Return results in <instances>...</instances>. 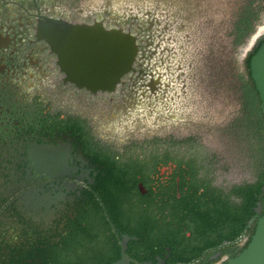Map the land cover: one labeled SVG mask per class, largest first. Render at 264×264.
Listing matches in <instances>:
<instances>
[{
    "label": "flooded vegetation",
    "instance_id": "obj_1",
    "mask_svg": "<svg viewBox=\"0 0 264 264\" xmlns=\"http://www.w3.org/2000/svg\"><path fill=\"white\" fill-rule=\"evenodd\" d=\"M73 26L132 41L111 90L68 72ZM263 36L264 0H0V264L82 214L108 264L236 257L264 208L229 239L233 189L259 174L245 59Z\"/></svg>",
    "mask_w": 264,
    "mask_h": 264
},
{
    "label": "trees",
    "instance_id": "obj_2",
    "mask_svg": "<svg viewBox=\"0 0 264 264\" xmlns=\"http://www.w3.org/2000/svg\"><path fill=\"white\" fill-rule=\"evenodd\" d=\"M264 36L257 41L253 50L245 59L246 73L249 77L250 91L253 96L250 100L252 106V131L255 141H259L260 162L259 174L254 183H247L234 187L233 191L238 198L236 209L228 216L227 222L235 227L229 239L238 238L246 227L248 218L255 213V207L264 197V113L254 83L250 78L249 61L256 52ZM67 215L66 225L63 229L55 227V233L46 235L44 242H35L27 246L26 259L20 264H108L113 258L109 257L108 245L100 241L99 228L92 226L87 214H82L75 222ZM34 237V236H32ZM38 238V237H36ZM250 239L243 248H246ZM242 248V249H243ZM241 248L238 250L240 251ZM23 253V252H22Z\"/></svg>",
    "mask_w": 264,
    "mask_h": 264
},
{
    "label": "water",
    "instance_id": "obj_3",
    "mask_svg": "<svg viewBox=\"0 0 264 264\" xmlns=\"http://www.w3.org/2000/svg\"><path fill=\"white\" fill-rule=\"evenodd\" d=\"M134 55V46L127 37L93 33L73 26V60L67 58L66 66L68 72H73V79L82 81L81 85L111 90L129 69ZM249 71L264 113V40L250 58ZM262 205L264 207V197ZM256 206L258 214L261 205L257 203ZM113 264L129 263L122 253L121 259ZM226 264H264V208L247 247Z\"/></svg>",
    "mask_w": 264,
    "mask_h": 264
},
{
    "label": "rangeland",
    "instance_id": "obj_4",
    "mask_svg": "<svg viewBox=\"0 0 264 264\" xmlns=\"http://www.w3.org/2000/svg\"><path fill=\"white\" fill-rule=\"evenodd\" d=\"M227 178H233V174L232 175H227L226 176ZM240 175H239V173H237V178H236V180H240Z\"/></svg>",
    "mask_w": 264,
    "mask_h": 264
}]
</instances>
